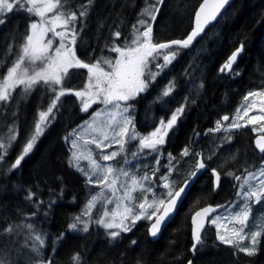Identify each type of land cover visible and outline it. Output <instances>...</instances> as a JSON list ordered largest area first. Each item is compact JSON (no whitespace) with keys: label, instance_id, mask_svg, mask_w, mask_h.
Segmentation results:
<instances>
[{"label":"trees","instance_id":"16d2710c","mask_svg":"<svg viewBox=\"0 0 264 264\" xmlns=\"http://www.w3.org/2000/svg\"><path fill=\"white\" fill-rule=\"evenodd\" d=\"M64 2L66 8L77 15L82 6L88 5L76 52L83 61L95 62L101 56L115 58L116 53H109L106 44L111 45L113 41L123 44L126 38L130 41L133 25L138 19L153 24V37L157 42L185 38L193 28L195 12L203 0H164L162 5L157 0ZM154 7L160 8L155 22L141 15L145 8ZM29 23L26 12L14 11L8 14L5 24L0 25V76L6 74L16 59ZM79 28L78 20V31ZM116 31L121 33L119 39L114 36ZM242 44L244 54L237 67L230 75L221 72L222 65ZM172 48L176 50L178 46ZM178 53L149 90L132 101V115L142 131L149 123L158 122L181 105L185 106L175 132L169 135L161 152H148L137 160L141 170L138 172L140 176L145 172L151 176L152 171L159 168L152 179L157 184L155 191L160 195L167 190L159 187L158 178L167 174L171 167L170 181L176 191L195 170L199 157L196 154L202 153L205 162L222 175L219 192L214 191L210 171L202 175L157 241L149 234L155 217L151 221L137 222L132 231L121 233L116 240L97 224H92L88 232L71 230L69 225L99 190L97 185L86 182L83 172L70 166V152L74 150L64 139L73 129L78 130L89 115L81 111V104L74 95L62 97L59 111L54 110L55 119L51 120L34 150L9 173L8 167L34 133L39 112L47 110L54 95L42 86H37L30 94H25L22 86L17 87L13 99L0 104V142L7 143L9 137L16 135L4 161L0 162V257L9 264H42L48 260L52 264H75L72 258L77 253L80 264H188L189 260L192 264H264V236L259 238L255 254L248 256L234 245L221 243L217 239V229L211 223L202 234L203 243L193 252L195 241L191 221L195 211L205 205L229 202L230 206L234 203L241 183L234 177L243 178L248 171L258 170L264 160V153L254 145L255 137L264 133L263 122L246 124L227 133L210 131L223 116L235 117L248 92L264 90V0L234 1L198 41L188 48H178ZM71 72L65 86L75 90L83 88L86 69ZM169 85H174L173 92L162 97ZM158 96L160 100H157ZM185 147L190 150L188 156L181 155ZM113 148L114 144L103 153L112 152ZM169 153L175 157L171 165ZM100 155L95 152L99 160ZM123 156L121 153L113 160L115 165L122 163ZM158 156L159 165L156 164ZM228 172L233 176H228ZM29 190L36 194L31 201L26 199ZM50 201L55 203L49 206ZM262 202L264 200L249 203L253 213ZM27 224H32L33 228H27ZM8 226H13L15 231L6 233L4 229ZM37 235L44 240L43 245L35 240ZM61 235L63 238L58 239ZM231 238L240 246L250 245L248 237L245 241L236 236ZM132 241L136 243L132 244Z\"/></svg>","mask_w":264,"mask_h":264},{"label":"snow or ice","instance_id":"6c2138e0","mask_svg":"<svg viewBox=\"0 0 264 264\" xmlns=\"http://www.w3.org/2000/svg\"><path fill=\"white\" fill-rule=\"evenodd\" d=\"M163 2L164 0H157L160 5ZM228 3L229 0H203L195 12V26L191 32L186 38L169 42L155 41L153 24L145 19H138L137 24L133 25L130 41L126 38L123 44H117L115 41L111 45L106 44L109 53L117 54L115 58L111 55L108 57L101 56L95 62H85L77 56L76 45L78 37L83 32V18L88 15V5L82 6V10L77 15V12L66 8L64 0H0V25L5 24L8 14L14 11H24L30 19L27 34L19 45V53L16 59L7 68L6 74L0 76V104H7L11 101L13 92L21 86L25 94H30L37 86H42L54 94L47 110L39 112V120L35 124L34 133L7 171L10 173L16 170L25 157L34 150L51 120L55 119V111H59L62 97L68 94L74 95L80 102L81 111L84 113H87L94 104L101 105L102 107L91 114L90 120H86L78 126L80 131L73 129L64 138L74 150L70 152V166L83 172L87 183L95 184L99 188L97 194L93 195L86 203L84 211L74 218V222L69 225V228L88 232L89 225L95 223L103 227L112 240H116L121 233L132 231L137 221L141 219L151 221L155 217L151 224L150 234L152 237H156L161 227L171 219L172 214L177 210L186 188L197 178L198 172L206 168V164L202 160L198 161L195 170L185 179L184 186L176 191H173L170 181L173 169L169 167L168 173L158 178L159 187L167 191L157 195L155 191L157 184L152 178L156 177V173L159 171L158 167L152 171L151 176L145 172L142 177H137L134 174L130 176L129 171L125 168L102 164L92 158L90 171H85L80 161L86 157L83 151H80L81 146L78 141L83 139L82 132L86 126L92 133L85 140L86 145L94 143L96 149L108 148L113 144L120 146L118 151L101 152L102 161L114 160L126 151L125 145L133 141H138L136 151L131 154L134 159L144 154L145 150L150 153H160L162 147L167 143L169 135L175 132L177 122L185 111V106L178 107L168 119L160 118L158 124L149 133L141 134L136 129L135 117L132 115L134 109L132 101L149 90L156 77L176 59L179 54L178 48H188L204 31V26L210 21L216 20L217 15ZM159 11V7L145 8L141 15L148 16L152 22H155ZM33 17L37 19H33ZM78 20L80 21L79 31L77 30ZM114 36L119 39L121 33L116 31ZM172 46H178V48L173 50ZM243 47L242 44L231 53L227 62L221 67V72L233 71V64L243 51ZM11 51L10 46L9 54ZM161 59L162 63L159 62ZM152 66H155L156 72H153ZM79 69L87 70V83L81 90L66 87L65 81L70 79L71 70ZM173 90L174 85H169L163 91L162 97H168ZM249 97H260L261 103L264 104V90L248 92L243 98L244 101H248ZM160 99L161 97L158 96L157 100ZM249 107L250 105L243 106V116H248ZM259 111L262 114L251 116L247 121L248 124L264 121V107H261ZM239 112L240 109H237V117H234L233 121L237 118L243 119L239 116ZM229 119L228 115L223 116L222 120L216 122L215 129L210 131L223 129L225 132H229L232 129L245 126L236 122L225 126L223 122L229 121ZM15 140L16 135L13 134L7 143L0 142V162L4 161ZM256 147L260 153H264V135L256 140ZM189 154V148L185 147L181 155L188 156ZM196 155L200 154L197 153ZM174 159L175 157L169 153V165ZM124 163L130 164L131 161L125 158ZM156 164H160L159 156L156 159ZM212 173L215 177V186L219 187L221 176L215 168L212 169ZM227 175L233 176V173L228 172ZM121 177L125 179L121 181ZM234 179L237 182L242 180V183H239L236 192L237 201L230 207L236 208L240 200H243L244 203L239 206V210L232 212L227 217L219 215L217 211L220 208L227 209L229 206L226 205H216L215 207L208 205L196 211L192 216V235L195 241L192 246L193 252L197 250L198 245L203 243L204 222L213 213H217V215L212 217L209 223L217 225V239L221 243L234 245L238 247L240 252L248 256L254 255L257 251L260 243L259 238L264 236V231L254 230L246 233L250 245L240 246L227 235L220 233V222L231 220L240 225L239 229L230 230L234 235L240 236V233L245 232L251 212L249 202L254 200L255 203H260L264 200V160L261 161V166L255 172L248 171L245 177L236 175ZM145 182H148V185ZM121 189L123 190L122 194H120ZM137 192L140 193V197L135 195ZM149 194H151V199H149ZM35 195L29 190L26 199L31 201ZM52 203L55 201H50L49 206ZM98 205H103V208L93 219L92 210L96 209ZM109 205H113V207L109 209ZM26 227L32 229L33 225L27 224ZM4 231L11 234L15 228L8 226ZM62 238L63 235L58 239ZM240 239H244V236H240ZM35 240L41 245L44 243L40 235H37ZM131 243L135 244L136 241ZM33 247L35 249V245ZM35 250L39 251L38 249ZM72 259L75 264H80L79 253L74 254ZM0 264H9V261L0 257ZM12 264H17V262H12ZM42 264H52V261L48 260ZM188 264H192V261L189 260Z\"/></svg>","mask_w":264,"mask_h":264},{"label":"rangeland","instance_id":"374dc122","mask_svg":"<svg viewBox=\"0 0 264 264\" xmlns=\"http://www.w3.org/2000/svg\"><path fill=\"white\" fill-rule=\"evenodd\" d=\"M34 19H37L36 17L34 18ZM142 30V29H141ZM49 35H51V34H49ZM116 56H117V54H116ZM159 62H161L162 63V59L159 61ZM169 66V65H168ZM167 66V67H168ZM167 67H165V68H167ZM164 68V69H165ZM152 70H153V72H156L157 71V69L155 68V66H152ZM87 71V70H86ZM163 72V71H162ZM161 72V73H162ZM160 73V74H161ZM87 83V72H86V80H85V83H84V85ZM83 85V86H84ZM82 89V88H81ZM81 89H78V90H81ZM173 92V91H172ZM171 92V93H172ZM244 105H250V107H249V109H248V112H249V114H248V116H243V111H244V109H243V106ZM100 107H102L101 105H98V104H94L93 106H92V108H90L89 109V111L87 112V114L89 115V118L88 119H86V120H90V118H91V114L93 113V112H95L96 110H98ZM261 107H264V104H262L261 103V98L260 97H249V100L248 101H243V103L241 104V106L238 108V109H240V112H239V116H241V117H243V119H239V118H237V119H235V121H233V118H231L228 122H226V123H224L223 122V124L225 125V126H227V125H229V124H231L232 122H236V123H239V124H241V125H246V124H248L247 123V121L251 118V116H253V115H261L262 113H260V111H259V109L261 108ZM235 117H237V113H236V115H235ZM85 120V121H86ZM158 122H159V120H158ZM262 122H263V124H264V121H260L259 123L260 124H262ZM84 123V122H83ZM82 123V124H83ZM81 124V125H82ZM135 125H136V129L141 133V134H147V133H149L150 132V130H144V131H142L139 127H138V125L135 123ZM153 130V129H152ZM222 131H224L223 129H221ZM233 130H235V129H232L231 131H233ZM78 131H80V129L78 128ZM110 131V130H109ZM225 132V131H224ZM230 132V131H229ZM225 133H227V132H225ZM92 135V133H91V130L90 129H87V127L85 126V129H84V131L82 132V136H83V139H81V140H79L78 141V144L81 146V148H80V151H83V153H84V156L86 157L85 159H82L81 161H80V163H81V166L84 168V170L85 171H90V165H91V159L92 158H95L96 160H97V162H99V163H102V164H110V165H112V166H114V167H116V168H125L126 170H128L129 171V173H130V176L131 175H136L137 177H142V176H140L139 174V172L138 171H141V170H139V166L138 165H140L139 163H137V160L139 159V158H142L145 154H147L149 151L148 150H145V152H144V154H142V155H139L138 157H136L135 159L132 157V152L133 151H136V149H137V147H138V141H133L132 143H130V144H126L125 145V148H126V151L124 152V156H123V159L121 160L122 161V163L121 164H116L115 165V163L113 162V160L112 161H101V160H99L96 156H95V152L96 151H98V152H103L106 148H102V149H96L95 148V144L94 143H92V144H85V140H87L90 136ZM105 143H107V142H105ZM115 145H117L116 147H115ZM118 144H114V148H113V150L112 151H116V148H118ZM120 147V146H119ZM106 153H109V152H106ZM125 158H127L129 161H131V163L130 164H125L124 163V161H125ZM118 165V166H117ZM134 170H136V171H134ZM253 172H255V171H253ZM125 178L124 177H121L120 178V180L121 181H123ZM146 183V182H145ZM241 183H242V180H241ZM146 185H147V183H146ZM118 186H119V182H118ZM99 191V190H98ZM122 189H121V193L120 194H122ZM135 195H137V197H140V193L139 192H137V193H135ZM149 199H151V194H149ZM237 201V199L234 201V202H236ZM254 201V200H253ZM253 201H251V202H253ZM251 202H249V203H251ZM244 203V201L243 200H240L239 201V206L241 205V204H243ZM233 204V203H232ZM231 204V205H232ZM230 205V206H231ZM228 207L226 210H224V211H222L221 213H219V215H221V216H225V217H227V216H230L231 215V213L232 212H235V211H237V210H239V208H231V207ZM238 206V207H239ZM250 206V205H249ZM109 207V209H111V207H113V205H109L108 206ZM103 208V205H98V207L96 208V209H93L92 210V212H93V219H95L96 218V216H97V214L100 212V210ZM251 209V208H250ZM252 210L253 209H251V212H250V216H249V222H248V227L245 229V232L244 233H240V236H244V240L243 241H245V239H247V235H246V233H248V232H251V231H254V230H262V231H264V202H262L260 205H258L257 206V212L256 213H253L252 212ZM141 220H145V219H141ZM141 220H139V221H141ZM139 221H137V222H139ZM92 224H95V223H91L90 225H89V227L92 225ZM215 227H216V229H217V225H214ZM233 228H236V229H239L240 228V225H238L237 223H235V222H233V221H231V220H228V221H221L220 222V233L221 234H225V235H227L229 238H231V236H236L237 237V239H239V240H242V239H240V236H237V235H234L230 230L231 229H233ZM75 231H82V230H79V229H77V230H75ZM232 239V238H231Z\"/></svg>","mask_w":264,"mask_h":264},{"label":"water","instance_id":"95a60500","mask_svg":"<svg viewBox=\"0 0 264 264\" xmlns=\"http://www.w3.org/2000/svg\"><path fill=\"white\" fill-rule=\"evenodd\" d=\"M234 1H236V0H229V3L227 4V5H225V7L221 10V12L217 15V18H216V20H213V21H210L207 25H205L204 26V31L203 32H201L200 33V35L199 36H197V38L192 42V44H194L196 41H198L201 37H202V35L204 34V32L208 29V28H210V27H212L215 23H217L218 22V20L221 18V16L223 15V13L229 8V6H231V4L234 2ZM198 9H199V7H198ZM197 9V10H198ZM195 26V17H194V23H193V27ZM191 32V31H190ZM189 32V33H190ZM188 33V34H189ZM186 38V37H185ZM172 40H175V39H172ZM169 41H171V40H168V41H165V42H169ZM191 44V45H192ZM172 47H174V46H172ZM244 54V47H243V51L240 53V55L238 56V58H237V60H236V62L233 64V70L237 67V65L239 64V61H240V59H241V57H242V55ZM227 62V61H226ZM225 62V63H226ZM224 63V64H225ZM223 64V65H224ZM222 65V66H223ZM223 73H226L227 75H230L232 72H228L227 70L225 71V72H223ZM230 120V119H229ZM226 122H228V121H226ZM225 122V123H226ZM262 135H264V133L263 134H259V135H257L256 137H255V139H254V145H255V148L259 151V149L256 147V140L260 137V136H262ZM203 161L205 164H206V168L205 169H203V170H200L199 172H198V174H197V178H195V180L192 182V183H190L189 184V186L186 188V190H185V193H183L182 194V197H181V201H180V203L178 204V206H177V210L172 214V217H171V219H169L162 227H161V230H160V232L158 233V235L156 236V237H152L151 236V234H150V228H151V225H150V227H149V234H150V238L153 240V241H157L160 237H161V235H162V233H163V231L168 227V225L175 219V217L177 216V214H178V212H179V210H180V208H181V205L183 204V202H184V200H185V198H186V196H187V194L189 193V191L192 189V187L196 184V182L199 180V178L202 176V175H204L206 172H208V171H210V173H211V175H212V177H213V183H214V191H215V193H218L219 192V190H220V188H221V182H222V175L220 174V172L216 169V171L220 174V176H221V180H220V183H219V187H216L215 186V177H214V175H213V173H212V169L213 168H211L210 167V165H208L206 162H205V160H204V157H203V154L202 153H200V155H199V157H198V161ZM197 161V162H198ZM182 186H184V184L182 185ZM181 186V187H182ZM179 190V189H178ZM208 205H211V206H213V207H215L216 205L215 204H208ZM208 205H205V206H203V207H206V206H208ZM219 205H226V206H229V202L228 203H223V204H219ZM203 207H201V208H203ZM201 208H199V209H197L196 211H199ZM223 210H225V208H220V209H218L217 211H218V213H220L221 211H223ZM195 211V212H196ZM159 214V213H158ZM217 213H213L210 217H208V219L207 220H205V228L202 230V234H203V232H204V230L207 228V226H208V224H209V221L212 219V217H214L215 215H216ZM194 215V214H193ZM154 220H155V218H154ZM154 220H153V222H154ZM191 221H192V219H191ZM152 222V223H153ZM151 223V224H152ZM192 228H193V225H192Z\"/></svg>","mask_w":264,"mask_h":264},{"label":"flooded vegetation","instance_id":"af4514ba","mask_svg":"<svg viewBox=\"0 0 264 264\" xmlns=\"http://www.w3.org/2000/svg\"><path fill=\"white\" fill-rule=\"evenodd\" d=\"M171 114H172V113H169L168 115H166V117H164V119H168V118H170ZM149 122H150V121H149ZM149 122H148V123H149ZM148 123H147V124H148ZM157 124H158V122H153V123H151V124L149 123V124H148L149 126H147L146 130H150V131H151L152 129H154V127H155Z\"/></svg>","mask_w":264,"mask_h":264}]
</instances>
